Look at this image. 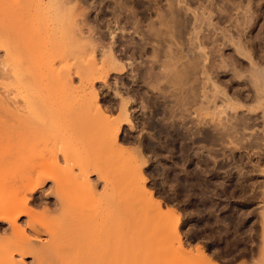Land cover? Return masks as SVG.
<instances>
[{
  "label": "rangeland",
  "instance_id": "1",
  "mask_svg": "<svg viewBox=\"0 0 264 264\" xmlns=\"http://www.w3.org/2000/svg\"><path fill=\"white\" fill-rule=\"evenodd\" d=\"M9 46L27 50L20 68L30 75L24 85L0 75V99L20 96L18 107L40 113L26 109L11 142L0 124V178L3 152L22 141L29 154H17L7 176L40 165L56 180L36 195L47 197L39 218L52 213L36 219L38 231L27 215L17 222L30 244L50 245L49 223L64 214L66 225L88 230L86 238L77 230L85 256L77 238L69 244L82 257L72 246L59 258L69 263L264 264V96L256 100L252 76L264 68V0H0L1 62ZM125 114L117 146L105 117ZM13 237L0 222V264L6 255L38 264L9 246Z\"/></svg>",
  "mask_w": 264,
  "mask_h": 264
},
{
  "label": "bare ground",
  "instance_id": "2",
  "mask_svg": "<svg viewBox=\"0 0 264 264\" xmlns=\"http://www.w3.org/2000/svg\"><path fill=\"white\" fill-rule=\"evenodd\" d=\"M14 6H12V8H13ZM4 8H5V6H4ZM8 8V7H7ZM7 8H5V9H7ZM4 11V10H3ZM6 11V10H5ZM172 14V13H171ZM171 16V15H170ZM9 17V16H8ZM10 19V21H11V18H9ZM7 20V19H6ZM179 20V19H178ZM228 22V21H227ZM8 23V22H7ZM6 24V23H5ZM6 25H9V24H6ZM165 25V24H164ZM247 26V25H246ZM172 27V26H171ZM178 30V29H177ZM161 34V33H160ZM6 36V35H5ZM163 38V37H162ZM233 38V37H232ZM243 38V37H242ZM226 39V38H225ZM18 40H21V39H18ZM242 40V39H241ZM13 42H15V41H13ZM22 42V41H21ZM242 42V41H241ZM17 43V42H16ZM200 43V42H199ZM15 44V43H14ZM159 44V43H158ZM16 45V44H15ZM185 46V45H184ZM195 46V45H194ZM239 46V45H238ZM245 46V45H244ZM12 47H14V45H12ZM12 47H8V48H6L7 49V51H8V53H7V51H6V53L9 55V57H8V55H7V57H8V60L7 59H5V60H3L2 62L0 61V63H2L1 64V66H2V68L0 69L1 70V73H0V75H2V79H4V78H9V79H11L12 77L11 76H13V78H15L14 80L16 81V80H18L17 82H19L21 85H24L25 84V78H21V76L23 75H25V69H21L20 67L21 66H23L24 65V63H25V61H24V59L27 57H25V53L24 52H26V53H28L27 52V50L25 51V49L23 50V49H18L17 47H15L16 48V50L15 49H13ZM5 48V47H4ZM245 48V47H244ZM167 49H169V48H167ZM184 49V48H183ZM203 49V48H202ZM238 49V48H237ZM18 50V51H17ZM179 50V49H178ZM244 50V49H243ZM15 51H17V54L16 53H14ZM177 51V50H176ZM238 51V50H237ZM242 51V50H241ZM246 51V50H245ZM21 53V54H19V53ZM169 52V51H168ZM175 52V51H174ZM196 52V51H195ZM246 53V52H245ZM16 54V55H15ZM23 54V55H22ZM244 54V53H243ZM249 54V53H248ZM21 55V56H20ZM165 55V54H164ZM12 56V57H11ZM245 56H248V55H245ZM251 56V55H250ZM14 57V58H13ZM18 57H19V59H18ZM23 57V58H22ZM168 57V56H167ZM176 57V56H175ZM183 57V56H182ZM182 57H180V58H182ZM9 58H11V60L9 59ZM20 58H22V59H20ZM29 58V57H28ZM56 59V58H55ZM188 59H190V58H188ZM10 60V62L12 63L11 64V66L9 65V63L10 62H8ZM30 60V59H29ZM28 61V60H27ZM196 61V60H195ZM28 62H30V61H28ZM24 67V66H23ZM29 70H30V68H29ZM25 71V72H24ZM24 72V73H23ZM257 72V71H256ZM256 72H254V74L252 75L253 77H254V81H253V86H254V90L256 91V95H255V97H256V100L257 99H262V97L264 96V68H261L257 73ZM23 73V74H22ZM27 74H28V72H26ZM33 73V72H32ZM31 73V74H32ZM256 73V74H255ZM28 75H30V73L28 74ZM153 75V74H152ZM33 76V75H32ZM42 77V76H41ZM54 78H55V76H54ZM27 79V78H26ZM27 80H29V78L27 79ZM42 80V79H41ZM30 82V81H29ZM40 83V82H39ZM34 88V87H33ZM193 90V89H192ZM253 90V91H254ZM17 91V90H16ZM40 91H41V89H40ZM19 92V91H18ZM36 92V91H35ZM182 92V91H181ZM20 93V92H19ZM28 94V93H27ZM192 94V93H191ZM20 96H17L16 95V97L15 98H9V97H6L5 98V100H3V98L2 99H0V111H4V115L3 116H1L0 115V124L2 123L3 125H4V128H6V132H5V129H4V131L3 132H5V134L3 133V135H1V136H4L3 137V139L4 140H6V141H12V132L15 130L14 128H15V126H14V124L15 123H19V122H23L24 120H26L27 118H26V116H24V114L27 112V114H31V113H29L30 111H31V109L33 108L34 109V111L36 110V111H38V113H40V110H37L36 108H38L37 106L34 108L33 107V105H31L32 106V108L30 109V103L28 104L27 102H25V108H20V107H18V101H17V99L19 98ZM25 98V97H24ZM186 98V97H185ZM46 100H47V98H46ZM49 100V99H48ZM74 100V99H73ZM264 99H262V101H263ZM30 101V100H29ZM59 101V100H58ZM57 101V102H58ZM181 101V100H180ZM260 102V101H259ZM41 103V102H40ZM185 103V102H184ZM196 103V102H195ZM20 104V103H19ZM39 104V103H38ZM37 104V105H38ZM46 104V103H45ZM52 104V103H51ZM41 105V104H40ZM48 105V104H47ZM96 105H98V104H96ZM51 106V105H50ZM99 106V105H98ZM97 106V107H98ZM12 107V108H11ZM61 107V106H60ZM94 107H95V105H94ZM191 107V106H190ZM27 109V111L25 112V110ZM102 108L99 106L98 107V110L96 109V111H97V114H98V111L99 112H101L102 113V115H103V112H102V110H101ZM56 111V110H55ZM58 111V110H57ZM58 113V112H57ZM101 113H99V115L101 114ZM7 115L8 116H11L12 118H14L13 120L11 119V117H9V119H7V118H5V117H7ZM101 115V116H102ZM103 116H105V115H103ZM103 116H102V118H103ZM122 116V115H121ZM26 118V119H25ZM106 118V123H108L107 124V128H108V131L111 133V135H112V140H113V143L114 144H116L117 146H118V136H119V133H120V130H121V127H122V125L124 124V123H127V122H129V119H128V116L125 114V115H123V119H120V120H118L120 117H118V119L117 120H112L111 118H109V117H105ZM242 119V118H241ZM13 121V123H11L12 121ZM255 120V119H254ZM11 121V122H10ZM14 121H15V123H14ZM104 121H105V119H104ZM252 121V120H251ZM24 122H26L27 123V121H24ZM24 122L22 123V124H24ZM25 123V124H26ZM1 124V125H2ZM13 124V125H12ZM19 126V125H18ZM23 126V125H22ZM1 128V127H0ZM25 129V128H24ZM23 129V130H24ZM13 130V131H12ZM23 132V131H22ZM22 132H20V133H22ZM14 133V132H13ZM19 133V132H18ZM1 134V133H0ZM16 134V133H15ZM15 134H13V135H15ZM19 135V134H18ZM110 135V136H111ZM0 136V137H1ZM23 136V135H22ZM15 137H16V135H15ZM19 139V138H18ZM20 140V139H19ZM22 140V139H21ZM257 141V140H256ZM4 142V141H3ZM21 143L18 145V149H19V147H20V149L19 150H17V153H15V152H13L14 150H12L11 148L12 147H8L7 146V154H5L4 155V152H3V156H6L7 155V159H8V161H9V164L7 163V167L3 170V172H2V174H9L10 172H11V169H12V167H13V159L15 160L16 158H18L17 156L18 155H20V157L19 158H24V159H26V156L29 154V150H28V147H26V145H22V141H20ZM22 145V146H21ZM31 148V147H30ZM31 151H32V149H31ZM18 154V155H17ZM2 157V156H1ZM15 162V161H14ZM42 167V168H41ZM139 169H138V171H139V176H140V178L143 180V186H145L146 187V182H147V179L145 178V176L143 175V173H142V170H140L141 169V165H140V167H138ZM7 175H4L3 177H1L0 178V190L1 189H3V190H1V191H4V192H6L7 191V195L2 199V203L0 204V222H3V221H5V222H7L9 225H10V227L13 229V231H14V233H15V237H13L14 238V240H12V241H9V246H15V250L16 251H18V253H21V254H24V253H31V254H33V255H35L36 256V258H38V264H73V263H69V262H66V261H63V260H60L61 258H62V256L65 254V253H67L66 252V249H68V248H71L72 246H73V244L74 245H76V240H77V238H79V240H81V242H78V243H81L80 245L83 247V248H81V246H80V248L79 247H77L78 246V244H77V246H75V248H79V252L80 253H82V254H84L83 253V251L81 252V250H83L84 248H85V244H84V241H87V240H83V239H85L86 237H87V231L88 230H86V225L85 224H82L83 225V227H82V229L85 227V229L84 230H86L85 232H84V230H80V223H79V221L80 220H82V219H79L78 217H76V218H78V220L77 219H71V220H73L72 222H73V225H74V220L76 221H78V223H79V227L80 228H78V226H77V228H75L74 229V227L72 226V224H70V225H66L67 223V221H66V219H65V217L67 216L68 217V215H62V214H60L59 216H58V218H61V217H64V219L63 218H61L60 220H58V219H56V218H54V219H56L53 223L54 224H52L51 222V224L49 223V225H51L52 227H51V229L54 227V229H52V230H50V232H51V234H52V241L50 242V245H48L47 247H45L44 246V248H42V246H41V248H36L35 247V245L33 246L32 244H30L31 242L29 241V238L26 236L27 234H26V229H23V227H20V226H18V224H17V222H18V220H19V218H21L22 216H24V215H27L30 219H29V221H28V223H27V226H28V228H30V229H32V230H37L36 228H37V226L36 225H38V224H36L37 222H36V219L38 220H41L43 217L45 218L44 220H45V222H46V219H48L47 217H50V215H52V213H50L49 211H46V212H43L44 213V215H43V217L40 219L39 218V216L36 214V211H34V209H35V207H39L41 204H42V200H44V199H47V197L45 198V197H43V195H42V197H40L39 196V198H36V195H37V193H38V191L40 190V189H42L44 186H45V184L48 182V181H50V179H53L54 180V182H56V180L46 171V168H44L43 169V166H38V167H35L34 169H33V171H31L30 172V170L27 172V177L26 176H24L23 178H21L20 180H18V179H16V178H14L13 176H11V174L9 175V176H7ZM78 179V182H79V184H82V186H85L88 190H89V192L88 193H90V191H91V193L90 194H92V195H94L93 193L95 192L94 190H95V187H94V185H92V183L90 182V180H89V178H87L86 176L85 177H83V176H81V177H78L77 178ZM114 179V178H113ZM77 182V181H76ZM78 182H77V184H78ZM142 186V190L145 192L146 191V189H145V187H143ZM85 187H83V188H85ZM86 189V190H87ZM95 193H97V192H95ZM147 194H149L150 196V198H152L153 197V193H151L150 191H149V193L147 192ZM29 195H31L32 196V199L31 198H29L28 196ZM59 195V194H58ZM96 195V194H95ZM98 196V195H97ZM102 196H105V195H102ZM101 197V196H100ZM57 198L59 199V197L57 196ZM100 199V198H99ZM62 200V196H60V201ZM98 200V199H97ZM152 200V199H151ZM44 202V201H43ZM62 202H63V200H62ZM38 203V204H37ZM40 203V204H39ZM45 203V202H44ZM53 203H56V202H53ZM158 204V214H160V215H165V213L163 212V210H162V203L161 202H157ZM47 204V203H46ZM57 204V203H56ZM55 204V205H56ZM48 205H51V203L49 202L48 203ZM54 205V204H53ZM52 207V206H51ZM73 209V208H72ZM72 209H70V211L72 210ZM68 213H69V209L66 207V209H65ZM81 210V209H80ZM65 211V212H66ZM73 211H74V209H73ZM72 211V212H73ZM67 212H66V214H67ZM83 212V211H82ZM170 213V215H175L174 217L175 218H177L178 216L176 215V214H174L173 212H169ZM169 213H168V215H169ZM173 213V214H172ZM39 214V213H38ZM42 215V214H41ZM40 215V216H41ZM70 215V214H69ZM82 215V214H81ZM70 216H72V215H70ZM70 216L68 217V219H70ZM177 216V217H176ZM74 217V216H73ZM73 217H71V218H73ZM75 218V217H74ZM50 219V218H49ZM53 219V220H54ZM51 220V219H50ZM49 220V221H50ZM53 220H51V221H53ZM62 220V224H64V225H61L60 223H59V221H61ZM63 220H65L66 222H64ZM57 221H58V223H57ZM95 221H96V219H95ZM39 222V221H38ZM64 222V223H63ZM176 222V221H175ZM178 222V221H177ZM43 223V222H42ZM41 223V224H42ZM48 223V222H47ZM66 223V224H65ZM77 223V224H78ZM89 223V222H88ZM92 223V222H91ZM93 223H95V222H93ZM77 224H75V227H76V225ZM96 224H97V226H98V221L95 223V225H93L92 224V226H95V227H97L96 226ZM178 224V223H177ZM39 225H40V223H39ZM45 225V224H44ZM54 225V226H53ZM41 226V225H40ZM46 226V225H45ZM71 226H72V229H69V228H71ZM91 226V225H90ZM92 226H91V229H94V228H92ZM99 226H100V221H99ZM88 227V226H87ZM89 228V227H88ZM69 229V230H68ZM91 229H89L90 231H92ZM97 229V228H96ZM9 229H4V230H2V231H4V232H6V231H8ZM71 230L72 231H74V233L73 232H71ZM77 230H80L79 232L82 234V233H86V236H85V238H82L81 239V235H78V232H77ZM38 231V230H37ZM83 231V232H82ZM76 232V233H75ZM94 232V231H93ZM120 232H122V231H120ZM67 233H69V234H72V235H69V234H67ZM92 233V232H91ZM73 234H75V235H73ZM77 234V235H76ZM105 234V236H106V233H104ZM69 235V239H68V236ZM89 235H90V232H89ZM103 236V235H102ZM72 237V238H71ZM82 237H84L83 236V234H82ZM179 237V236H178ZM71 238V239H70ZM107 238V237H106ZM122 238V237H121ZM120 238V239H121ZM72 239H76L75 241L74 240H72ZM105 239V238H104ZM119 239V240H120ZM74 241V243L72 244V246H70V244L69 243H72L71 241ZM78 240V241H79ZM92 241H93V239H91ZM91 240H89V241H91ZM99 240H100V238H99ZM107 240V239H106ZM109 241H110V239H108ZM15 242V243H12V242ZM70 241V242H69ZM97 241H98V239H97ZM96 241V244L98 243ZM123 241V240H122ZM82 242H83V244L84 245H82ZM86 243V242H85ZM91 243V242H90ZM95 242H93V244H94ZM99 243L101 244V242L99 241ZM103 243L105 244L106 243V245L104 246L105 247V249L106 248H108V249H104V247L102 246L103 245ZM103 243H102V245H100V244H97V245H99L101 248H103L102 249V253L104 254V252L106 251V252H109L112 248L110 247V246H108L107 245V243L108 242H106L105 240L103 241ZM86 244H89V242L88 243H86ZM92 244V243H91ZM92 244V245H93ZM109 244V243H108ZM115 244H118V243H115ZM120 244H121V242H120ZM120 244H118L120 247H121V245ZM95 245V244H94ZM93 245V246H94ZM113 244H111V246H112ZM6 246H8V245H6ZM68 246H70V247H68ZM115 246V245H114ZM118 246V247H119ZM35 247V248H34ZM88 247L90 248V246L88 245ZM97 247V246H96ZM109 247L111 248L110 250H109ZM113 247V246H112ZM115 247H117V246H115ZM124 247V246H123ZM8 248V247H7ZM9 248H11V247H9ZM73 248H74V246L72 247V250H73ZM75 248H74V250H75ZM81 249V250H80ZM117 248H115V250H116ZM123 248H121V250H122ZM72 250H71V252H72ZM90 250V249H89ZM109 250V251H108ZM114 250V251H115ZM68 251V250H67ZM76 251V250H75ZM96 251V250H95ZM94 251V252H95ZM113 251V250H112ZM111 251V252H112ZM113 251V255L112 256H114V254H116L117 253V251H115L114 252ZM119 251H120V249H119ZM74 252V251H73ZM92 251H89V254L91 253ZM124 252V251H123ZM122 252V253H123ZM75 253V252H74ZM76 253H77V251H76ZM80 253H77L78 255L80 254ZM96 253H98V252H96ZM110 253V252H109ZM86 254H88V253H86ZM105 255H107V254H105ZM111 255V254H110ZM80 256L82 257V255L80 254ZM84 256H85V254H84ZM108 256V255H107ZM60 258V259H59ZM86 258V257H85ZM104 258H106L105 256H104ZM84 259V258H83ZM89 259V258H88ZM110 259V258H109ZM4 261H5V263H3V264H19V263H16V262H14V260H12V258H8L7 257V255L4 257V259H3ZM205 261L207 262V264H210L211 263V260L209 259V258H205ZM1 263V262H0ZM84 263V262H83ZM83 263H81V264H83ZM107 263V262H106ZM212 264V263H211Z\"/></svg>",
  "mask_w": 264,
  "mask_h": 264
}]
</instances>
